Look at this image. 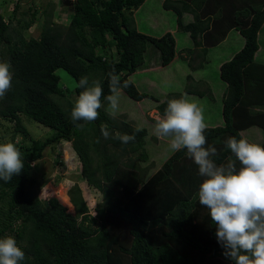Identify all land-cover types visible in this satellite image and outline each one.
<instances>
[{
	"label": "trees",
	"instance_id": "obj_1",
	"mask_svg": "<svg viewBox=\"0 0 264 264\" xmlns=\"http://www.w3.org/2000/svg\"><path fill=\"white\" fill-rule=\"evenodd\" d=\"M23 1L17 0L14 9ZM145 2L65 0L67 26L48 20L40 38L18 41L0 14V56L5 47L3 61L13 71L11 87L0 99V119L14 124L12 142L17 136L30 142L15 145L24 163L21 173L7 182L0 180V237L16 239L25 252L22 264H231L222 255L208 209L196 198L202 178L185 150L175 151L154 174H148L143 166L150 161L149 130L104 109L112 72L121 84L127 81L122 91L129 98L141 102L152 97L129 78L144 66L149 44L161 53L162 66L175 59L171 32L155 37L138 30L134 12ZM163 6L176 13L181 31L190 32L196 48L189 53H197V47L205 44L198 53L203 61L208 48L217 46L232 28L246 40L243 49L220 68L226 84L219 115L222 125L210 126L203 115L205 147L217 149L215 162L226 164L231 158L225 145L229 137L264 145V62L256 59L264 0H165ZM186 13L194 15L193 22L184 23ZM214 14L218 16L211 18ZM60 69L76 81V97L83 91L78 86L81 77L102 83L103 107L94 121L74 123L70 117L74 103L68 101L65 108L55 99L66 97ZM206 88L210 92L211 87ZM197 94L214 99L212 93ZM181 97L183 93H171L161 103L152 98L159 102L156 109L163 116L168 101ZM22 115L52 132L44 139H33ZM105 128L108 138L102 135ZM254 131L262 133L260 139L249 137ZM117 132L134 135L135 140L123 144L115 138ZM62 142L71 143L81 180L103 195L95 214L78 185L69 191L74 212L63 199L51 195L41 199L28 189L31 172L45 150Z\"/></svg>",
	"mask_w": 264,
	"mask_h": 264
},
{
	"label": "rangeland",
	"instance_id": "obj_2",
	"mask_svg": "<svg viewBox=\"0 0 264 264\" xmlns=\"http://www.w3.org/2000/svg\"><path fill=\"white\" fill-rule=\"evenodd\" d=\"M62 3H65V0H25L15 10L17 0H0V14L9 22L10 32L15 41H18L20 38L37 39L41 37L43 26L48 20L60 27L69 24L70 20L67 18V11L64 9ZM164 9L161 0H147L140 9L135 10L136 23L140 32L150 36L161 37L165 22L170 23L171 27L174 28L177 24V21L174 20V14L168 13L165 22L161 19V16L166 15V12H164L166 9ZM158 22L160 23V27L157 25ZM239 40H243L242 36L236 37L230 34L218 49L212 50L210 52L212 57L209 58L211 63H207L205 71L202 70L203 66H200L205 61H202L203 59L199 57V54L195 53L191 56L193 57L192 64H194L195 68L190 64V59L185 58L186 53L189 54L186 48H195V45L193 46L191 42L184 43L183 39L182 44L181 41L180 47L185 48L186 52L183 51L181 53L182 59L180 56H178V59H181L183 62L178 60V62H173L174 64L171 63L166 67L160 66L161 54H159V50L154 45L149 44L145 67L151 63L157 65V67L152 71L145 70L144 72L141 67L142 69H138L136 74H132L129 78L139 91L159 99L160 103L164 102L166 96L171 93H184V98L191 99L199 105L210 126H218L219 123L222 125V116L220 119V114L217 110L219 108L220 96L225 91L226 86L219 75V64L220 62L229 60L232 54L239 49V46H244ZM259 40L261 52L259 53L258 61L264 62V27ZM5 50L6 48L3 47L0 61L6 58V55L3 53ZM201 71L205 73L202 75ZM57 72L61 76V85L66 90V97H55V99L63 107L67 108L69 105L68 101L75 103L77 98L75 93L76 81L62 69ZM188 75H193V81L187 78ZM199 76L203 77L202 81H199L201 80ZM206 86L211 87L210 92H207ZM192 89L195 93H191L190 95L189 93ZM200 91L212 93L214 99L200 97L197 94ZM152 97L146 98L141 102H136L121 90L119 107L115 112L108 105L104 106L105 110H108L110 114L118 119H125L135 126L149 130L146 151L149 154L150 161L145 163L143 167H145V171L150 175L154 174L163 165L165 160L175 152L170 148V138L157 136L155 133V124L162 115L156 109V105L159 102L155 101ZM209 108L212 109V114H209ZM22 119L33 139H44L52 132L51 129L27 116L22 115ZM13 127V123L3 118L0 119V142H11L14 145H20L23 142L28 146L30 142L24 140L22 136H17L15 141L12 142ZM260 134L262 133L254 131L253 133H249V137L258 140L261 137ZM244 135L248 134L244 133ZM77 164L78 157L73 151L71 143L62 142L59 145L54 144L48 147L44 152L43 158L35 164V168L31 172L28 189L41 199H45L51 195L58 197L62 201V197L64 196L65 199L62 202L74 212L69 191L73 186L78 185L82 190V195L91 213L95 214V209L103 201V195L98 190L90 187L87 182L81 180V170Z\"/></svg>",
	"mask_w": 264,
	"mask_h": 264
},
{
	"label": "clouds",
	"instance_id": "obj_3",
	"mask_svg": "<svg viewBox=\"0 0 264 264\" xmlns=\"http://www.w3.org/2000/svg\"><path fill=\"white\" fill-rule=\"evenodd\" d=\"M110 93L104 96L109 108L119 107L122 88L119 75L109 73ZM11 64L0 61V99L11 87ZM78 86L83 89L71 110V120L91 122L103 107V86L100 81L89 82L81 77ZM81 126V125H78ZM206 124L202 109L188 98L170 99L162 117L155 124L157 136L170 138L173 151L185 154L197 166L202 178L196 193L200 205L206 207L215 224V237L223 249L222 255L231 264H264V145L246 138L229 137L225 141L231 152L226 164H217L214 146H207L204 134ZM102 135L108 138L105 128ZM123 144L135 140L134 135L115 133ZM239 165V166H238ZM24 167L19 149L11 142H0V180H11ZM25 252L13 236L0 237V264H22Z\"/></svg>",
	"mask_w": 264,
	"mask_h": 264
},
{
	"label": "crops",
	"instance_id": "obj_4",
	"mask_svg": "<svg viewBox=\"0 0 264 264\" xmlns=\"http://www.w3.org/2000/svg\"><path fill=\"white\" fill-rule=\"evenodd\" d=\"M147 1V0H146ZM164 1L165 0H161V2H162V4L164 3ZM140 9V8H139ZM165 10V9H164ZM164 12H166V15L165 16H161V19L162 20H164V22H165V18H166V16H167V14L168 13H172V14H174V20H176L177 21V15H176V13L173 11V10H165ZM215 16H218V15H216V14H214V15H211V18H215ZM212 20V19H211ZM183 21H184V23L185 24H189V23H191V22H193L194 21V15L193 14H184V16H183ZM213 21V20H212ZM160 22V21H159ZM157 23V25H159V27H160V23ZM156 24V23H155ZM136 26H137V23H136ZM137 28H138V26H137ZM139 30V29H138ZM263 30V29H262ZM140 31V30H139ZM168 32H171L172 34H173V36H174V38H175V40H176V56H175V59L171 62V63H176V62H178V60H180V61H182L181 59V53L184 51V52H186L185 50L186 49H188V51L190 50V49H195L196 48V45H195V42H194V40H193V38L191 37V34H190V32H185V31H181L179 28H178V22H177V24H176V26L174 27V28H172L171 27V25H170V23H168V22H165L164 23V30H163V34H162V36L163 35H165L166 33H168ZM208 32H212V26H210V28L208 29ZM185 33V35H183ZM230 34H232V35H235L236 37L237 36H242V41L241 40H239L240 41V43L241 44H244L245 45V42H246V40H245V38L243 37V35L241 34V32L238 30V29H236V28H232L230 31H229V33L227 34V36H226V38L223 40V41H221L217 46H214V47H210V48H208L209 50H208V53H207V56H206V61L204 62V64H203V67H202V70L203 71H205V68H206V65H207V63H211V61L209 60V58H211L212 56H211V54H210V52L212 51V50H215V49H218L225 41H226V39L230 36ZM261 34H262V31H261V33L259 34V39H260V37H261ZM155 36V35H154ZM180 38H181V40H180ZM241 38V37H240ZM183 39H184V43H189V42H191L192 44H193V46L195 45V48H192V47H189V48H183V47H180V44H181V41H182V44H183ZM200 39V38H199ZM259 44H260V40H259ZM203 47L205 48L206 46H205V44H203V46H200V47H197V53L196 54H198L200 51H201V49H203ZM243 45L242 46H239V49L238 50H236V52L235 53H233L232 54V56H231V58L229 59V60H231L234 56H235V54L236 53H238L240 50H242L243 49ZM149 48V47H148ZM148 48H147V51H148ZM147 51H146V53H145V59H146V54H147ZM261 52V46H260V49H259V51L257 52V54H256V59L258 60V56H259V53ZM159 54H161L160 52H159ZM194 54V53H193ZM193 54L192 53H186V56H185V58L187 57V59H190L189 60V62L192 64V62H193V57H191V56H193ZM161 56V55H160ZM178 56H180V58L181 59H178ZM197 60H198V58H197ZM200 60H201V58H200ZM229 60H227V61H229ZM203 61V60H202ZM227 61H224V62H220V64H219V69L221 68V65L223 64V63H225V62H227ZM183 62V61H182ZM186 62V61H185ZM188 61L186 62V63H189ZM170 63V64H171ZM173 63V64H174ZM145 64H146V62H145ZM145 64H144V66L142 67L143 68V72L145 71V70H154L156 67H157V65H154L153 63H151L149 66H146L145 67ZM169 64V65H170ZM193 65V67L195 68V66H194V64H192ZM160 66H162V64H161V61H160ZM168 66V65H167ZM201 66V65H200ZM163 67H166V66H163ZM197 67V66H196ZM142 68H140V69H142ZM203 71H201L202 72V75L205 73V72H203ZM185 72V71H184ZM134 74H136V73H134ZM185 75V74H184ZM220 75V74H219ZM188 76H191V75H188ZM192 77H193V75L189 78V79H191V81H193V79H192ZM201 77V80H199V81H202L203 80V77L202 76H199V78ZM188 78V77H187ZM225 86H226V84H225ZM225 90H226V87H225ZM225 92V91H224ZM224 92H223V94L220 96V102H219V108H218V113L220 114V115H222V107H223V98H224ZM190 94V93H189ZM191 95V94H190ZM183 97H184V93H183ZM220 107H221V109H220ZM220 111H221V113H220ZM159 113V112H158ZM159 167V166H158ZM161 168V167H160Z\"/></svg>",
	"mask_w": 264,
	"mask_h": 264
},
{
	"label": "bare ground",
	"instance_id": "obj_5",
	"mask_svg": "<svg viewBox=\"0 0 264 264\" xmlns=\"http://www.w3.org/2000/svg\"><path fill=\"white\" fill-rule=\"evenodd\" d=\"M65 195V194H64ZM62 199H65L64 196L62 197Z\"/></svg>",
	"mask_w": 264,
	"mask_h": 264
}]
</instances>
